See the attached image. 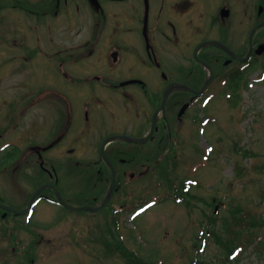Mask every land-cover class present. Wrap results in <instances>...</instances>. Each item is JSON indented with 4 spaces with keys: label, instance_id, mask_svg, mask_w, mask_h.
Masks as SVG:
<instances>
[{
    "label": "flooded vegetation",
    "instance_id": "flooded-vegetation-1",
    "mask_svg": "<svg viewBox=\"0 0 264 264\" xmlns=\"http://www.w3.org/2000/svg\"><path fill=\"white\" fill-rule=\"evenodd\" d=\"M12 2L15 11L34 16L29 25L37 24V32L6 36L0 24V264H40L51 221L85 214L68 205L96 200L106 189L100 185L112 167L100 153L105 141L125 177L122 186L147 181L148 159L128 152L144 144L129 138L140 139L153 126L149 140L166 138L153 152L157 167L162 150L187 125L183 105L199 99L183 88H198L193 73L205 64L214 72L264 59L256 51L264 43V0ZM4 10L0 0L1 22ZM174 83L183 87L167 94L159 113ZM132 160L138 172L122 167ZM69 175L80 183L93 179L88 198L81 187L78 196L69 194Z\"/></svg>",
    "mask_w": 264,
    "mask_h": 264
},
{
    "label": "rangeland",
    "instance_id": "rangeland-1",
    "mask_svg": "<svg viewBox=\"0 0 264 264\" xmlns=\"http://www.w3.org/2000/svg\"><path fill=\"white\" fill-rule=\"evenodd\" d=\"M9 3L10 0H3L5 15L0 24L5 22L4 34L18 37L37 32V24L29 25L34 16L15 11L14 2ZM84 5L86 27H90L92 8L87 1ZM259 62L260 65L242 71L235 90L220 81L226 70L215 71L210 94H204L210 102L203 107L200 101L186 110L191 121L189 130L188 125L181 128L177 140L163 155L160 177L158 170L150 171L147 181L146 177L142 181L133 179L130 188L122 186V177V187L102 210L71 212L70 219L56 216L51 221L50 234L45 237H50L51 242L42 245L40 263L222 264L229 260L230 264H264V59ZM193 76L196 86H201L203 72L198 70ZM231 93L234 100L229 97ZM106 115L111 121L112 113ZM207 116L211 120L203 126L202 119ZM165 140H150L141 150L128 152L142 153L151 165L153 152ZM209 149L212 153L206 165L199 166L202 154ZM130 162L122 163V167L130 173L138 172L139 164ZM169 166L172 181L167 177ZM106 178L100 185L103 189L108 187ZM185 178H194L199 184L192 186L182 202H176L173 193L181 190ZM79 181L74 175L68 176L69 194L73 198L78 196L81 187L88 198L93 179L88 181L85 177L83 183ZM142 182L150 186L142 190ZM0 192L5 194V189L0 188ZM103 195L98 193L92 204H97ZM155 200L154 205L148 204ZM146 204L149 209L132 217L130 213L135 208ZM201 229H205L203 236L207 240L205 244L202 240L204 249L196 258ZM236 247V255L231 259L229 249Z\"/></svg>",
    "mask_w": 264,
    "mask_h": 264
},
{
    "label": "water",
    "instance_id": "water-1",
    "mask_svg": "<svg viewBox=\"0 0 264 264\" xmlns=\"http://www.w3.org/2000/svg\"><path fill=\"white\" fill-rule=\"evenodd\" d=\"M257 51H259V52H262V51H264V44L263 45H261L258 49H257ZM142 140H144V139H142ZM141 140V141H142ZM113 178H112V192H113V190H114V183H115V178H116V176H115V171L113 172ZM110 200V198L108 197L103 203H102V205L101 206H98V207H95V208H93L95 211H98V210H100L108 201Z\"/></svg>",
    "mask_w": 264,
    "mask_h": 264
},
{
    "label": "trees",
    "instance_id": "trees-1",
    "mask_svg": "<svg viewBox=\"0 0 264 264\" xmlns=\"http://www.w3.org/2000/svg\"><path fill=\"white\" fill-rule=\"evenodd\" d=\"M235 85H236V84H233V87H235ZM232 250H233V249H232ZM232 250L229 249V252L231 253ZM124 253H126V249L124 250ZM129 255H131V254H129ZM137 262H138V261H135V263H137ZM228 262H229V260H228Z\"/></svg>",
    "mask_w": 264,
    "mask_h": 264
},
{
    "label": "bare ground",
    "instance_id": "bare-ground-1",
    "mask_svg": "<svg viewBox=\"0 0 264 264\" xmlns=\"http://www.w3.org/2000/svg\"><path fill=\"white\" fill-rule=\"evenodd\" d=\"M93 3H94V0H90V5H91V4L93 5Z\"/></svg>",
    "mask_w": 264,
    "mask_h": 264
}]
</instances>
